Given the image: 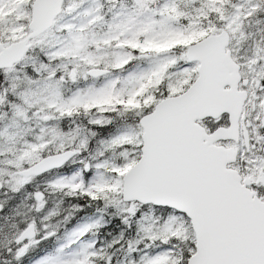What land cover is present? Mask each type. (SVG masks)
<instances>
[{
	"label": "snow or ice",
	"instance_id": "obj_1",
	"mask_svg": "<svg viewBox=\"0 0 264 264\" xmlns=\"http://www.w3.org/2000/svg\"><path fill=\"white\" fill-rule=\"evenodd\" d=\"M0 264H264V0H0Z\"/></svg>",
	"mask_w": 264,
	"mask_h": 264
}]
</instances>
